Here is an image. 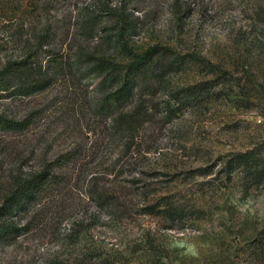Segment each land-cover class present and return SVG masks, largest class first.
Segmentation results:
<instances>
[{"label":"rangeland","instance_id":"rangeland-1","mask_svg":"<svg viewBox=\"0 0 264 264\" xmlns=\"http://www.w3.org/2000/svg\"><path fill=\"white\" fill-rule=\"evenodd\" d=\"M50 53L51 87L0 95V207L51 177L0 216V264H264V0H0V71Z\"/></svg>","mask_w":264,"mask_h":264},{"label":"trees","instance_id":"trees-1","mask_svg":"<svg viewBox=\"0 0 264 264\" xmlns=\"http://www.w3.org/2000/svg\"><path fill=\"white\" fill-rule=\"evenodd\" d=\"M158 53L156 47H153L143 54H133L134 59L128 64L124 74L117 76L119 86L104 97L100 110L105 112L115 105L130 101L135 94L137 76L142 71L149 70L150 64ZM51 54L46 64L33 62L25 58L2 69L0 71V95L29 96L44 92L51 87L63 67V63L58 62L55 56ZM170 65H173V63ZM15 125L16 123L12 120L0 119V126L5 129H13ZM242 156H245V154H242ZM50 178L46 172H41L33 175L28 180L18 181L12 193L6 197L4 205L0 207V216L6 215L15 206L24 205L25 201L35 199L45 185H50ZM165 205L162 212L167 217L171 219L179 217L176 216L179 215L177 214L178 210H173L169 202H166ZM10 227L12 232L17 230L13 225H10Z\"/></svg>","mask_w":264,"mask_h":264}]
</instances>
